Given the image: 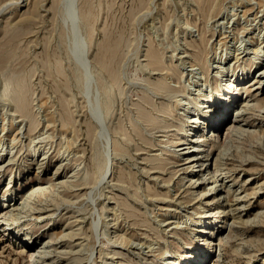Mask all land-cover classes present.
I'll return each instance as SVG.
<instances>
[{"label":"rangeland","instance_id":"obj_1","mask_svg":"<svg viewBox=\"0 0 264 264\" xmlns=\"http://www.w3.org/2000/svg\"><path fill=\"white\" fill-rule=\"evenodd\" d=\"M5 2L7 5L0 10V145L8 144L11 134L18 127H22V132L25 131L21 134L23 142L29 141L26 134L29 122L27 119L23 120L19 111H15L14 96L10 94L7 97L9 95L5 96L3 92L6 82H10L11 92L20 89L25 103L27 102L37 119L32 135H51L52 140L47 137L46 142H50L46 144V148H50L53 156L58 152L57 156L45 163L42 174L54 173L58 168L55 176L64 172L72 176L74 169H80V178H88V184L85 185H71L78 177L69 178L70 185H65L67 192H77L74 206L82 208L85 227L89 230L82 264H127L145 249L146 240L150 241L151 237L157 235L156 230L170 233L177 225V216H184L190 210L184 206V201L196 192L189 191L188 194L183 191L194 184L189 185L186 178L179 180L181 187L178 188V175L184 174V169L179 168L187 165L179 164L185 160L174 162L180 157L179 154H186L194 148V154L204 156L208 145L206 142L212 141L211 137H205L207 141L203 140L202 134L198 136L200 140L195 147L191 148L192 144L186 143L187 140L181 145H169L164 141L170 138L177 140L181 135L179 133L183 132L174 128L169 132L158 128L150 130L146 126L139 115V105L153 114L158 112L150 103H145L143 97L148 95L156 104L166 99L165 94L148 85L149 80L166 76L171 84L176 82V77L169 71L152 70L149 67L147 49L150 46L159 49L166 65H178L184 71L186 83L190 81L197 86L203 78L200 68L192 65L189 55L192 47L188 42L199 40L201 33L205 35L209 42L210 63H214L211 65V72L215 66L214 60L229 62L235 56V49L239 44L243 54L251 55L252 41L264 42V0H214L215 4L213 3L214 7L209 15H203L200 3L196 0H0V5ZM260 49L264 50L263 45ZM263 67L264 51L245 75L249 79ZM262 86L264 96V80ZM218 106L219 99L216 96L206 104L192 107L191 115H196L201 109L206 111L200 122L195 124L196 129L202 131L206 127L212 116L210 113L215 112ZM229 119L221 124L220 134ZM246 124L245 127H249L250 131L235 133L233 139L242 146L240 148L252 151L263 159L264 166V102L250 108ZM135 126L141 128L147 136V142L139 138ZM176 132L179 133L175 134ZM69 137L74 141L70 149L66 145ZM115 138L125 146L127 154L118 156L114 149H110ZM43 142L38 143L40 148L35 157L45 151L46 142ZM163 148L166 150H162ZM101 151L103 154H96ZM159 153L161 157H169L173 161L165 165L164 169L158 167V162L153 160ZM98 154V158L102 156L101 162L96 156ZM31 156L33 155H27L28 158ZM73 157L78 159V163ZM62 159L64 163L59 167ZM203 160L201 157L186 170L193 173L204 172L207 164H203ZM95 161L106 163L101 167ZM15 165L12 163L0 169V209L3 193ZM175 169L179 171L177 170L174 178L165 181ZM250 172V169L237 170V179L230 175V171L223 172L225 180L218 181L219 184L211 191L223 190L224 194H233L241 187L244 176ZM120 174L124 175V182L117 180ZM200 180H203L206 189L212 178L201 173ZM36 182L31 183L30 188ZM26 189L28 190V186L24 190ZM154 191L169 194L161 199L153 195ZM263 194L264 190H261L252 199L251 209L258 206V198ZM15 195L13 193V198ZM202 201L204 203L205 200ZM222 203L223 200L218 199L213 201L211 207ZM104 204L107 209L102 212ZM111 206H116L115 211L110 209ZM60 211L61 209L53 216L49 215L41 220L23 214L15 222L0 221V264H30L29 254L34 252V247H27V251L21 253V243L17 240L16 232L30 230L41 238L46 237L47 233H53V248H59L69 241V236L55 234V231L66 227L67 220L57 216ZM168 216L172 217L168 225L167 221L159 220ZM49 219L51 220L48 221ZM213 220L199 237V242L204 247L203 258L207 257L204 262L201 258L188 263L185 250L189 247L185 246L180 251L172 249L157 264H217L219 247L208 246L206 241L215 238L217 242L219 233L224 232L227 227L225 223H221L222 218ZM263 225L264 222L255 221L247 225V228ZM103 230L107 234L100 236L99 233ZM251 233L253 232L247 236ZM121 235H124L123 239L119 237ZM245 239L238 240V244ZM247 245L249 244L246 243L245 248ZM258 248L261 247H255V254L249 262L248 257L224 254L218 264H264V249L259 251ZM176 258L179 263L174 262Z\"/></svg>","mask_w":264,"mask_h":264},{"label":"bare ground","instance_id":"obj_2","mask_svg":"<svg viewBox=\"0 0 264 264\" xmlns=\"http://www.w3.org/2000/svg\"><path fill=\"white\" fill-rule=\"evenodd\" d=\"M196 1L200 3V9L204 13L203 15H209L215 4V2H213L214 0ZM6 5L7 2L1 4L0 10ZM252 42L253 55H247L248 53L243 54V51H240L242 47H239L241 44H239V46L235 49V56L230 59L229 62L224 63L221 59L217 60L215 58V66L212 70L213 72H211V65L214 63H210L211 59H209V49L207 46L209 43L208 39L203 33H201L199 40L189 41L188 44L192 47V51L189 53L193 61L192 65H197L200 68L201 76L203 78L202 82L197 86H194L190 81L186 83L187 81L184 79V71L181 70L178 65L174 63L166 65L164 63L162 54L159 52V49L154 48V46H150L149 49H147L146 56L149 67H151L152 70H165L166 72L169 71V73L176 77V82L171 84L169 81H167L166 76L149 80L148 85L150 84L155 91L165 94L166 99L161 101L160 104H156L155 101L153 102V100L148 97V95L143 97L145 103H150L149 105H152L156 112H158V114H153L149 109L147 110L142 105H139V115L145 121L146 126L150 130L158 128L160 131L169 132L174 128L179 132L182 131L184 133L176 132L175 134H181L177 137V140L170 138L164 141L165 143H169V145H175L174 143H176V145H181L184 144L182 142H186L187 140L186 143L192 144L190 146L192 148L196 146L197 142H199L200 139L198 136H201L202 134V137H204L203 140L207 141L206 138L211 137L212 141L206 142L208 145L205 148L204 156L194 154L196 150L194 148L193 150L191 149L190 151H187L186 154H179L178 156L180 157H177L174 162L176 163L181 160H185L183 163L179 164L187 165H182L184 167L179 168L184 169V174L182 176V173L178 175L179 179L176 183L178 188L181 187V185H179V180H185L186 178L189 182V185L194 184L193 186L186 187L183 191L186 193L189 191L196 192V194L194 193L191 198H188L184 201L186 202L184 206L190 208V210L188 209L184 216H177V219H179L175 221L177 225L175 226L174 230L169 231L170 233L156 230L157 235L155 237H149L150 241L146 240L145 249L138 252V257L133 260L131 259L132 261L128 262L127 264H157L160 259L166 257L167 253L172 252V249L175 248L176 250L180 251L185 246L189 247L188 250H185L188 257L186 259L188 263H192V261L201 258L204 262L207 257L203 258L205 256L203 254L204 247L200 244L199 241L201 239L199 240V237L202 236L201 233L205 231L207 224L213 223V218H215V220L222 218L221 223H225V226L227 227L224 232L219 233L217 242H215V238H211L206 241L208 246L219 247L220 251L217 254L218 259H216L217 264L220 262V258H222L224 254H235L237 256H243L244 258L248 257L247 262H249L250 258L255 254V247H261L258 248L259 251L264 249V241H262L264 238V225L257 228H247V225L255 221L264 222V194L258 198V206L255 209L250 208L252 199L256 197L261 190H264V171H262L264 169L262 163L263 159L258 158L252 151L247 152L240 148L242 146L236 143L233 139L235 133L250 131L249 127H245V125H247L246 122L249 115V110L253 105L264 102L262 86L264 80V67L260 68L256 74L251 75V78L249 79L245 75L246 71L251 70L256 62L261 58L262 52L264 51L260 49L261 45L264 47V42H257L256 40ZM236 43L237 41L235 42V45ZM11 91L10 82H6L3 89L5 96L9 95L7 97H10V94L14 96L15 101H13L14 104H16L15 111H19L20 116L23 117V120L27 119L29 122L28 128H26V134L29 136V141L27 140V143L23 142L21 134L25 133V131L22 132V127H18L16 131L11 134L8 144L4 146L1 143L0 145V169L3 167L6 168L12 163L16 164L14 169L12 167V176L9 179L6 189L3 193L4 199L1 201L0 221L5 220V222H15L23 217V214L30 215L33 218L41 220L49 215L53 216L61 209L57 216L67 220L65 225L66 227L59 231H55V234H62L63 237L69 236V241H66L59 248H53V244L51 243L53 239V233H47L46 237L41 238V236L36 232L23 230L16 232L15 234L18 242L21 243L22 249L20 252L23 253L27 251V247H34V252L29 254L30 264H82L83 259H85L83 251L86 249L88 244L85 239L87 236H89V230L88 227H85V216L81 214L82 208L74 206V199L77 196V192H67L65 190V185H70L69 178L75 179L76 177H78L76 181L71 183L73 187L82 184L85 185L86 183L88 184V180L86 181L88 178H85V176L88 174L84 176L85 180L79 176L81 171L80 169H74L72 176H69L67 172L55 176L58 168L54 171V173L49 172L45 175L42 174V168L45 163L50 161L52 157L57 156L58 152L53 156V153H50V148H46V144L50 142H46L48 141L47 137H50L51 135H48L47 133V137L46 135L40 137L41 133L35 136L32 135L36 128L37 119L33 111L28 108V105L26 104L27 102L25 103L20 89H14L13 92ZM216 96H218L219 99L218 109H216L215 112L210 113L212 116L209 117L210 120L207 121L206 127H204L202 131H199V129H196L195 124L200 122L202 114H205L206 111L201 109V112L197 113L196 115H191L190 111L194 105L206 104L209 101L214 100ZM228 118L230 119L220 134L219 129L221 124ZM135 129L137 134L140 136L139 138H142L147 142V136L144 134L141 128L135 126ZM114 132L118 134L116 130H114ZM90 134L92 135V133ZM23 136L25 135L23 134ZM130 139L132 140V138ZM50 140H52L51 137ZM41 141L46 142L44 145L45 151H43L38 157H35L37 150L40 148L38 143H41ZM112 141H114L112 142L114 144L110 149H114L115 155L123 156L128 153V150L118 139L115 138V140L113 139ZM72 142L74 141H72L71 138L67 141L68 144L66 145L69 147V149L71 148ZM2 150H5V152ZM162 150L166 149L163 148ZM13 151L15 152L12 153ZM97 153L100 154L102 151L96 152V154ZM99 154L96 155L97 158L98 156L100 157L101 154ZM27 155L33 156L28 158ZM78 156H81V154H78ZM235 156L237 157L236 159L234 158ZM103 157H105V155ZM201 157L204 159L202 163L207 164L204 172L199 171L193 173L192 171L186 170L187 167L195 165ZM98 159L95 160L101 162L100 159H102V156ZM73 160L74 159H72V161ZM76 160L78 159L75 158L74 161ZM103 160H105V158ZM153 160H156L159 165L158 167L163 169L165 168V165L173 162L169 157H161L160 153L159 155L157 154ZM100 162L96 163L100 164ZM63 163L64 159L60 160L59 167H61ZM105 163L100 164V166ZM98 169L99 171L101 170L100 167ZM179 169L173 170V174L171 173L170 177L165 181H171ZM249 169L251 172L244 176L241 187L233 192V194H224L223 190H214L213 192L211 191L212 188L219 184L218 181L225 180V175H223V172L230 171V175H234L237 179L238 177L235 174L237 170L249 171ZM201 173H206L212 178L210 181L211 184H209V187L206 189L204 188L205 185L202 182L203 180H200ZM100 175L102 177V173ZM123 177L124 175L120 174L118 175L117 180L123 181ZM35 181H37L36 184L30 188L31 183ZM27 186L28 190H24L27 188ZM199 187H201V189H195ZM167 192H169V190ZM13 193L16 194L14 198ZM167 194L169 193L161 194L157 191L153 192L154 196L157 198L160 197L161 199L167 197ZM136 196H138V194ZM218 199L223 200L222 205L211 207L213 201L216 202ZM201 200H205L204 203L203 201L201 202ZM116 205H119V200H117ZM115 207L116 206H111L110 209L115 211ZM101 208L102 212H105L107 209L106 204H104V206ZM114 218H117L116 213L114 214ZM171 218V216H168L159 220L165 222L167 221L166 223L168 225V222L171 221ZM50 220L51 219L48 221ZM238 223L240 224L239 226ZM98 224L100 223L98 222ZM164 230H167V228H164ZM250 232L253 233L247 236V234ZM100 234H107L106 230H103L101 233H99V235ZM119 237H122V235ZM123 238L124 235L122 239ZM241 238H246L243 241L249 245L251 242H253V244H251L253 247L245 248L246 244L243 245V242L238 244L237 241ZM60 255L61 257H59ZM176 261L178 262L179 260L176 258L174 262ZM105 264H107V262H105Z\"/></svg>","mask_w":264,"mask_h":264}]
</instances>
